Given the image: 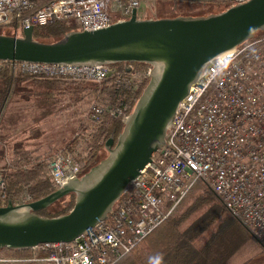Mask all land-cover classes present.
<instances>
[{"label": "built area", "instance_id": "2783aa9c", "mask_svg": "<svg viewBox=\"0 0 264 264\" xmlns=\"http://www.w3.org/2000/svg\"><path fill=\"white\" fill-rule=\"evenodd\" d=\"M143 1L0 0V27L10 26L17 35L24 27L62 21L77 24L78 30L93 31L128 19ZM220 1L231 7L247 0ZM10 64L30 74L98 85L110 78L117 86L126 82L124 73L109 65ZM149 71L150 67L144 70L138 82L149 76ZM91 108L123 122L130 113L127 104L120 102L115 106L106 101ZM75 153L66 148L47 157L56 189L78 180L84 172L82 166L87 161H79ZM200 183L264 250V31L206 64L179 103L163 146L139 170L104 220L73 241L40 243L30 249L31 256L0 254V264H114L165 221ZM8 199V179L0 171V206ZM30 201L31 196L24 193L15 204Z\"/></svg>", "mask_w": 264, "mask_h": 264}, {"label": "water", "instance_id": "95a60500", "mask_svg": "<svg viewBox=\"0 0 264 264\" xmlns=\"http://www.w3.org/2000/svg\"><path fill=\"white\" fill-rule=\"evenodd\" d=\"M0 33V61L74 66L139 62L149 78L104 154L79 181L66 183L39 199L0 206V250L32 249L40 243L70 242L104 220L163 146L179 103L202 69L216 56L264 31V0H247L223 11L198 16L138 18L93 31L72 30L51 42ZM74 194L68 212L53 217L37 212Z\"/></svg>", "mask_w": 264, "mask_h": 264}, {"label": "trees", "instance_id": "16d2710c", "mask_svg": "<svg viewBox=\"0 0 264 264\" xmlns=\"http://www.w3.org/2000/svg\"><path fill=\"white\" fill-rule=\"evenodd\" d=\"M164 2L166 0H148L154 11L149 18L182 15L172 13L173 8L169 11L162 10L160 5ZM198 15L202 14H193ZM78 29L75 23L55 21L34 26L33 38L51 42L66 32ZM0 33L13 35L15 32L12 27L6 26L0 27ZM110 66L124 73L125 83L117 86L114 78H110L97 85L91 81H76L61 76L30 74L22 72L18 67L13 68L8 61H0V101L7 93L14 92L24 83H30L35 88L25 93L33 99L32 105L36 110L34 122L46 119L62 109L72 108L78 126L71 140L55 151L66 148L73 150L78 147L79 157H82L78 160L90 163L104 147L105 141L110 136H115L123 125L122 119L99 113L91 108L92 104L100 105L103 101H108L116 106L120 102L122 106L127 104L128 110L131 111L149 78L147 75L138 82L142 71L150 67L144 63H129L126 67L123 63ZM134 84L136 86L133 88ZM91 115L96 117L90 118ZM54 152L44 155L34 154L26 149L13 150L9 160L0 166V171L8 179L9 201L15 203L24 193L36 200L56 189L49 176L47 162V157ZM67 198V201L62 202L61 208H46L37 213L48 217L64 214L72 207L74 194L67 195ZM183 202L165 221L114 264H228L229 258L249 238L248 230L202 183L194 187ZM0 254L5 257H27L32 255V250L4 248L0 250ZM39 255L42 254H36L37 257Z\"/></svg>", "mask_w": 264, "mask_h": 264}, {"label": "rangeland", "instance_id": "374dc122", "mask_svg": "<svg viewBox=\"0 0 264 264\" xmlns=\"http://www.w3.org/2000/svg\"><path fill=\"white\" fill-rule=\"evenodd\" d=\"M160 7L162 10L168 11L173 8L174 11L172 13L182 14L184 16H193V14L197 13L207 15L228 8L220 0H166V2L160 5ZM155 9L156 5L154 7V10ZM153 13L152 5H149L148 0L143 1V3L137 8L138 18H149ZM113 17L115 18V16ZM16 33L21 35V29ZM141 74H143V71ZM34 88L35 86L32 84L24 83L21 88H17V90L10 92L9 94L7 93L5 98L0 101V166L9 160L13 149H26L33 153L44 154L66 145L73 137L75 129L78 126V121L77 118L73 116L72 108L62 109L60 112L39 121L38 124H35L33 117L36 114V110L31 104V99L26 98L27 96H32L25 93ZM19 90L21 92H18ZM103 103H106V101H103ZM34 132L35 134L33 135ZM73 150L76 151L75 156L81 159L82 157H79L80 154L78 147ZM104 152L105 150L103 147L90 163L82 166L84 172H82L77 181H79L87 170L95 164V160L97 161L103 156ZM3 154L4 157H2ZM86 167L88 169L85 171ZM67 199V196H65L49 208L51 210L61 208L63 206L62 202L67 201ZM240 249L249 255L250 253L254 254L261 251V246L250 235ZM237 258L239 259V252L238 254H233L228 262L236 264ZM239 261H241V259Z\"/></svg>", "mask_w": 264, "mask_h": 264}, {"label": "crops", "instance_id": "0c3cea01", "mask_svg": "<svg viewBox=\"0 0 264 264\" xmlns=\"http://www.w3.org/2000/svg\"><path fill=\"white\" fill-rule=\"evenodd\" d=\"M22 87V86H21ZM21 87H19V88H21ZM18 92H21L20 90L18 91ZM27 94V93H26ZM26 97V96H25ZM27 99H31L30 101H31V104H32V102H33V99H32V97H29V96H27L26 97ZM35 124H38V122H35ZM37 126V125H36ZM35 134V132L33 133V135ZM1 140V139H0ZM59 148V147H58ZM57 149V148H56ZM55 149V150H56ZM13 150H16V149H13ZM55 150H53L52 152H54ZM52 152H48V153H44V155L45 154H49V153H52ZM33 153V152H32ZM34 154H38V153H34ZM2 157H3V155H2ZM245 246V245H244ZM241 247H243V245L241 246ZM240 247V248H241ZM239 248V250H237L234 254H238V252H239V259L237 258V262H236V264H264V250L262 249V247H261V251H259L258 253H254V254H252V253H250L249 255H248V253H245L244 251H242V249H240ZM249 256H250V258H249ZM241 259V261H239ZM231 261V260H230ZM228 264H234V263H232V262H228Z\"/></svg>", "mask_w": 264, "mask_h": 264}]
</instances>
